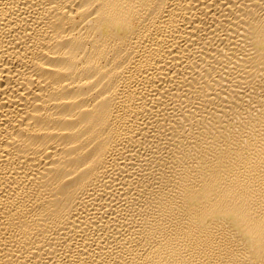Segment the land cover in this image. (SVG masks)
<instances>
[{
  "label": "bare ground",
  "instance_id": "obj_1",
  "mask_svg": "<svg viewBox=\"0 0 264 264\" xmlns=\"http://www.w3.org/2000/svg\"><path fill=\"white\" fill-rule=\"evenodd\" d=\"M0 264H264V0H0Z\"/></svg>",
  "mask_w": 264,
  "mask_h": 264
}]
</instances>
